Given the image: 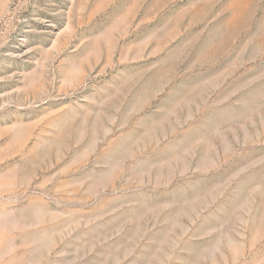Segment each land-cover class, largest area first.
<instances>
[{"label":"rangeland","instance_id":"obj_1","mask_svg":"<svg viewBox=\"0 0 264 264\" xmlns=\"http://www.w3.org/2000/svg\"><path fill=\"white\" fill-rule=\"evenodd\" d=\"M0 264H264V0H0Z\"/></svg>","mask_w":264,"mask_h":264}]
</instances>
